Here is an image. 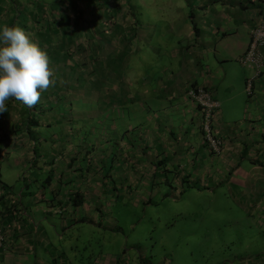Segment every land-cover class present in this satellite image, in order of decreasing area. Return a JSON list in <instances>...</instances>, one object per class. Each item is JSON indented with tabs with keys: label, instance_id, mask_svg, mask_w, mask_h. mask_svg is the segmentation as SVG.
Listing matches in <instances>:
<instances>
[{
	"label": "crops",
	"instance_id": "obj_1",
	"mask_svg": "<svg viewBox=\"0 0 264 264\" xmlns=\"http://www.w3.org/2000/svg\"><path fill=\"white\" fill-rule=\"evenodd\" d=\"M202 1L206 4L203 9L189 7L182 11V8H177L181 11L180 22L172 20L166 35L174 36L178 46L184 41H192L195 45L200 40L204 43L211 41L215 51L223 52V60L234 61L233 64L230 62L228 69L220 70L219 67L216 75L204 65L200 67L201 62L193 59L201 53L197 45V55L189 52L191 49L173 53L172 48L171 56L181 54L178 65L168 69L167 75L157 82H146L144 72L149 74L150 67L145 66L143 70L147 61L136 56L139 50L149 48L152 43L146 35H138L139 29L145 26L144 21L128 19L126 13L120 19L112 17L109 29L99 32L100 36L96 38L93 31L97 21H91L88 35L83 29L78 33L72 24L63 20L56 22L54 18L51 21L45 19L48 24L31 26L30 31L25 29L32 34L34 42L38 36V45L48 53L51 61L58 59L67 45L74 42L78 45L82 41L78 53L67 58L70 61L63 66L66 67L65 73L70 78L74 75L79 83L76 81L74 87L70 85L75 90L62 98L57 96L61 90L57 88L58 81L42 94V107L39 115L34 117V130L28 125L31 116L16 104L17 101L6 102L8 112L0 114V169L3 163L11 169L13 166H26L20 169V173L17 171L15 180L23 181L19 194L14 191L13 183L5 184L1 179L6 189L0 195V224L7 230L9 245L0 251V264H73L62 246L54 244V238L62 240L75 228L87 231L91 227L93 231L117 233L114 229L118 226L110 223L105 212H101L105 210L103 201L107 197V186L108 191L115 190L116 186L125 189L122 201L136 199L132 193L137 196L138 192V199L148 204L152 203V194L143 191V195L140 190H145L144 182L147 180H162L163 170L176 172L171 181L177 186L180 178H185V182H191L193 178L199 182L207 181L202 172L209 169L215 172L217 166L227 165L228 158L235 154H238L237 160L241 157L242 162L236 163V160L230 167V161V165L224 168L228 172V181L243 196L254 198L250 218L253 225L262 228L264 235V199L260 200L264 197V52L263 65L257 76L240 60L247 50L252 28L264 14V0ZM94 9L97 10L96 7ZM106 15L105 24L109 19L108 12ZM29 16L27 22L30 18L41 21L30 9ZM160 17L166 20L164 15ZM203 20L208 31L202 29ZM98 24L103 27V23L98 21ZM123 44L128 48H122ZM132 44L137 47L132 48ZM81 47L86 52V65L81 60ZM205 52L209 53L211 49ZM207 58L200 56L201 61ZM132 60L138 64L134 65ZM244 67H248L249 72ZM55 69H59L57 64ZM219 74L221 76H217ZM82 75H86L84 82L79 78ZM139 76H143V83H149L155 89L154 101H151L152 89L149 93L150 88L140 84ZM251 77V92L245 97L243 83L246 87V81ZM193 85L206 87L218 104L211 118L215 117L213 134L222 141L219 153L212 151L203 139L202 124L206 113L187 93ZM61 87L63 89L65 85ZM142 89L143 93L137 92ZM143 99L153 102L154 108L142 102L145 101ZM45 107L54 111L59 108L60 111H45ZM234 113L238 117L231 119ZM52 114L55 117H51ZM224 120L226 122L222 124ZM230 122L238 125L229 127ZM44 124L54 125L56 133L49 142L42 144V140L34 135ZM77 135L80 136L79 142L75 139ZM83 145L87 148L80 147ZM12 153L17 154L15 162L11 161ZM80 154L84 161H89L86 169L79 170L75 164ZM59 155L61 158L57 159ZM112 156L120 159L116 163L110 161L109 173L102 175L97 172L99 169L92 165V159L103 161ZM165 178L168 181V174ZM27 181L31 185L24 184ZM218 181L223 182V175ZM37 192L43 197H39ZM111 254L98 252L95 257L90 256L88 262L144 264L141 255L133 263H118L116 260L114 263ZM255 256L259 258L243 260V264H264L263 250Z\"/></svg>",
	"mask_w": 264,
	"mask_h": 264
},
{
	"label": "rangeland",
	"instance_id": "obj_2",
	"mask_svg": "<svg viewBox=\"0 0 264 264\" xmlns=\"http://www.w3.org/2000/svg\"><path fill=\"white\" fill-rule=\"evenodd\" d=\"M73 3H76L75 13L71 14L69 6L74 5ZM205 5L202 0H0V26L18 25L24 30L28 29L30 31L31 26L48 24L47 21H51V17H49L51 13L56 22L63 20L64 23L69 24L80 23L83 18L80 11H87L86 7L89 9L83 13H88L87 18L93 23H95V19L90 18L95 15L91 12L94 7L98 9L104 7L108 10V16L114 18L118 16L119 19L126 13L128 19L134 20L136 18L145 23L144 28L139 29L138 35L140 37L146 35L152 44L149 48L139 50L136 58L139 59L142 56L141 59L144 58L147 61L143 65V70L145 66L150 67L148 69L151 70L149 74L144 72L146 82L151 80L157 82L160 77L167 75L168 69L178 65V57L181 54H172L174 56H171L173 51V53L175 51L187 52L191 49L189 52L197 55V45L198 50H201L200 56H207L208 58L201 61L200 56H195L193 59L200 61V67L204 65L203 67H207L214 74L218 69H228L229 65L234 63V61H230V64V62L223 60V52L215 51L211 41L204 43L200 40L197 45L192 41H184L182 45L178 46L174 36L166 35L167 30L170 28L168 25L172 20H175L176 23L180 22L178 17L181 11H177V8H182V11H185L191 7L203 9ZM5 6H8L7 10ZM29 9L35 13V17H40V22L31 18L27 22L26 19L30 17ZM66 13L67 15H65ZM105 15L103 16V13L99 14L100 18L103 16L102 19ZM160 15H164L166 20L161 18ZM45 16L48 17L47 21ZM202 18L204 19L201 15ZM201 26L203 30L208 31L205 21ZM29 35L32 39L30 32ZM36 36L34 39L38 44V36ZM121 47L128 48L126 44L121 45ZM131 47L136 48L137 45L132 44ZM185 47L189 49H184ZM208 48L211 49L209 53L205 52L208 51ZM134 62V65L138 64L135 60H132V63ZM140 67L142 69L141 64ZM193 67L197 68L195 65ZM244 68L246 72H249L248 67ZM140 84L145 85L146 89L150 88L149 93L152 89L151 101H154L155 89L149 83H143L142 79ZM144 89L142 91L137 90V92L143 93ZM243 89L245 97L248 94L250 95L244 83ZM143 100L145 101L142 102L154 108L153 102ZM47 109L51 108L45 107V111ZM59 111L58 108L54 112ZM51 117H55V115L52 114ZM235 117H238L236 113L230 118L234 119ZM213 119L215 121V117ZM225 122L224 120L222 124H225ZM246 122L248 123L247 120H245ZM228 124L229 127L238 125L236 122ZM39 128L34 137H39L42 144L54 138L53 136L56 133L54 125L44 124L41 129ZM62 128L64 129L65 125ZM79 138L80 136H75L77 142H79ZM80 147L87 148L85 145ZM16 156V153H12V162L16 161ZM237 156L238 154H235L232 158H228L232 162L231 165L229 161L227 165L217 166L215 172L210 169L202 172L203 178L207 181L199 182L193 178V181L185 182L184 175L181 174L184 179L180 178L178 180L180 186H177L172 184L171 181V177L176 172L167 173L163 170L160 175L162 180H158L157 177V179L147 180L144 182L145 190H140L141 194H143V191L148 195L152 194V203L148 204L138 199L140 194L136 190L134 191L137 192V196L132 193L136 199H123L122 201L121 195L125 189L116 186L115 190L108 191L109 187L107 186L106 194L110 199L105 196V200H102L105 210L101 212H105L110 223L118 226L114 229L117 233L112 235L98 230L93 231L91 227L87 231H79L75 228L62 240L56 241L54 238V244L62 246L64 253L69 256L73 264H90L88 261L91 260V257H95L98 252L112 253L114 263H116L115 260L118 263H123V261L133 263L132 261L136 262L138 260L139 255L142 256V263L144 264H243V260L258 259L259 257L255 255H258L261 250L264 251V235L261 232L262 228L259 225H253L250 218L253 215L251 210L253 209L254 203L252 200L254 198H247L236 189H233L227 178L228 172L224 169L228 165L232 167L237 160ZM60 158L59 155L57 159ZM117 159L120 158L112 156L108 160V157H106L103 161L92 159V165L99 169L97 172L107 175L110 169V161L113 160L116 163ZM107 160L109 161L108 164H106ZM88 162L84 161L82 154H80V158L75 161V164L81 170L86 169ZM241 162L240 157L236 163ZM246 164L244 160L243 165ZM13 167L14 169H11V166L9 168L7 164L3 163L2 169H0V182L3 183L1 181L3 178L5 184L13 183L14 191L19 194L23 187V181L19 179L16 181L15 179L17 171L20 173V169H25L26 166ZM166 174H168V181H165ZM193 175L196 176L195 172H193ZM222 175L223 182H219L218 180ZM106 182L110 183L109 180ZM26 183L31 185L28 181ZM26 183L24 182V184ZM1 192L3 190L0 186V195ZM157 192L158 194H156ZM161 194H165L164 197H161ZM16 198H19V196L16 195ZM263 199L262 196L260 200L263 201ZM17 202L19 203V201ZM259 212H261V209Z\"/></svg>",
	"mask_w": 264,
	"mask_h": 264
},
{
	"label": "clouds",
	"instance_id": "obj_3",
	"mask_svg": "<svg viewBox=\"0 0 264 264\" xmlns=\"http://www.w3.org/2000/svg\"><path fill=\"white\" fill-rule=\"evenodd\" d=\"M56 83L51 58L29 33L18 25L0 26V114L8 112L9 98L35 107Z\"/></svg>",
	"mask_w": 264,
	"mask_h": 264
},
{
	"label": "built area",
	"instance_id": "obj_4",
	"mask_svg": "<svg viewBox=\"0 0 264 264\" xmlns=\"http://www.w3.org/2000/svg\"><path fill=\"white\" fill-rule=\"evenodd\" d=\"M264 52V14L259 18L258 23L251 30V38L246 52L240 58L241 63L250 67L255 71L257 76L263 65ZM252 79L246 81V87L251 92ZM188 95L198 102L205 109V119L202 124L204 141L209 145L212 151L219 152L222 147V141L211 133L213 119L211 118L212 111L217 109V102L212 98L211 93L201 86L190 87L187 91ZM1 186V184H0ZM9 245V237L7 230L0 224V251L4 250Z\"/></svg>",
	"mask_w": 264,
	"mask_h": 264
},
{
	"label": "trees",
	"instance_id": "obj_5",
	"mask_svg": "<svg viewBox=\"0 0 264 264\" xmlns=\"http://www.w3.org/2000/svg\"><path fill=\"white\" fill-rule=\"evenodd\" d=\"M74 5H70L69 6V11H70V13L71 14H74L75 13V7H76V3H73ZM95 8V7H94ZM93 8V9H94ZM101 9H98L97 8V10H92L91 12L92 13H94L95 15H94V17H91L90 19H95V21H97V24H96V27L94 26V31H93V33L95 34V38L96 37H98V36H100V35H98V33L100 32V33H102L103 32V30L104 29H109V27H110V25H112V23H113V19H111L112 17L111 16H108L109 17V19H107L108 21H107V26H106V24L105 23H103V20L104 19H102L103 18V16L100 18V16H99V14L100 13H103V14H107V12H108V10H106L104 7H100ZM86 9H87V11H88V9L89 8H87L86 7ZM82 10V9H81ZM100 10V11H99ZM106 10V11H105ZM64 11V10H63ZM87 11H84V10H82V11H80V15H82L83 16V18L81 19V21H80V23H77V22H75L74 24H72V27H73V29L75 30V31H77L78 33L80 32V30H84V32H85V35H88L89 34V25L91 24V20H88L89 18H87L88 17V13H83V12H87ZM83 13V14H82ZM65 15H67V13L65 14ZM49 17H51V18H54L53 17V14L51 13L50 14V16ZM45 18L46 19H48V17L47 16H45ZM38 19H40V17L38 18ZM53 20H55V18L53 19ZM98 21L100 22V23H103V27H101L99 24H98ZM108 24H110L109 26H108ZM106 29V30H107ZM28 30V29H27ZM26 30V31H27ZM85 40V39H84ZM81 41V40H80ZM90 42V41H89ZM83 44V42L81 41L80 42V44H78L77 45V43L76 42H74V43H71V44H69V45H67L64 49H63V51H61L60 52V54L58 55V59H53L52 60V63H53V66L55 67V64H57V66H59V69H57V71H56V79H57V81L59 82V85H58V87L57 88H61V90L59 91V95H57L58 97H60V98H62V97H65L66 95H71L72 94V91H73V89L71 88V87H74L75 85L74 84H77L76 83V81L78 82V80H76V78L74 77V75H73V77L72 78H70L66 73H65V70H66V67H63V66H66L65 64H67V61H70V60H66L67 58H70L71 56H74V54H77L78 53V51L80 50V45H82ZM88 44V43H87ZM113 46V45H112ZM81 50H82V52H81V60L83 61L82 63H83V65H86V63H87V61H86V57H85V55H86V52L84 53V49L81 47ZM52 55V54H51ZM60 56V57H59ZM84 57H85V59H84ZM60 58H61V60H60ZM64 60V61H63ZM64 72V73H63ZM81 77V81L82 82H84L85 80H86V75H82V76H79V78ZM61 81H63V83H61ZM72 81V82H71ZM79 83V82H78ZM65 85V87L62 89V87L61 86H64ZM70 85H71V87H70ZM193 87H197L196 85H193ZM205 90H207V88L206 87H203ZM49 89H52V87H50ZM48 89V90H49ZM48 90L46 91V92H48ZM75 90V89H74ZM14 101H17V100H15V98H9L6 102H9V104H11V103H13ZM41 103L42 102H39L35 107H33V108H29V107H27V106H25L24 104H22L21 102H19V101H17L16 102V104L17 105H19V106H21V107H23L25 110H27L28 111V113H29V115L31 116L30 117V122H29V124L28 125H30L31 127H32V129L34 130L36 127H35V119H34V117L36 116V114H37V116L39 115V113H40V111H41ZM6 104H8V103H6ZM8 107V106H7ZM3 114V113H2ZM203 133H204V131H203ZM211 133L213 134V130L211 129ZM214 135V134H213ZM215 136V135H214ZM203 139H204V137H203ZM0 184H1V188H2V190L4 191V189H6V187H5V185L3 184V183H1L0 182ZM27 184V183H26ZM38 193V196L39 197H43V195L42 194H39L40 192H37ZM19 196V195H18Z\"/></svg>",
	"mask_w": 264,
	"mask_h": 264
}]
</instances>
